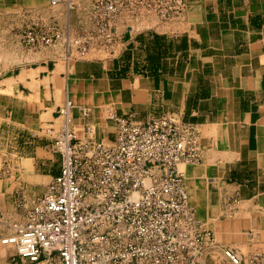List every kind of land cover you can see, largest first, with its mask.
I'll return each mask as SVG.
<instances>
[{"label":"crops","instance_id":"crops-1","mask_svg":"<svg viewBox=\"0 0 264 264\" xmlns=\"http://www.w3.org/2000/svg\"><path fill=\"white\" fill-rule=\"evenodd\" d=\"M53 1L0 0V133L11 128L35 150L9 176L0 166V212L18 187L45 181L46 191L60 173L53 142L70 100L68 126L89 141L116 140L113 115L200 126L203 157L185 167L200 221L219 244L264 253V0H186L170 21L123 12L113 52L92 45L84 56L65 38L93 31L95 0ZM33 24L55 25L63 38L29 48L22 32Z\"/></svg>","mask_w":264,"mask_h":264},{"label":"built area","instance_id":"built-area-1","mask_svg":"<svg viewBox=\"0 0 264 264\" xmlns=\"http://www.w3.org/2000/svg\"><path fill=\"white\" fill-rule=\"evenodd\" d=\"M185 8L186 0H95V28L66 36V46L78 56L92 45L112 53L121 13L152 12L170 21ZM62 38L55 25H28L22 32L29 48ZM70 105L67 100L60 109L67 124L53 142L60 173L1 244L32 264H205L214 233L200 221L180 169L203 157L200 126L168 116L138 122L113 115L116 140L89 141L68 126ZM224 255L232 264L243 261L235 248L225 247ZM250 262L264 264V253L252 254Z\"/></svg>","mask_w":264,"mask_h":264},{"label":"rangeland","instance_id":"rangeland-1","mask_svg":"<svg viewBox=\"0 0 264 264\" xmlns=\"http://www.w3.org/2000/svg\"><path fill=\"white\" fill-rule=\"evenodd\" d=\"M137 65H140V64L137 63ZM1 129H5V130L0 133V136H1L0 137V162H1L0 166L2 167L3 174L7 173V175L9 176L10 174L14 173V170L17 168V159H21V156H29L35 150H33L30 147L24 148L23 145H21L20 141L18 140L19 136L17 134V131H15L14 133L13 129L11 128L8 129L7 127H1ZM56 135L58 136L59 134H56ZM41 136H43V134H41ZM27 145H30V144H27ZM49 151L50 149L40 150L39 152L40 158H41V155H43V157L46 155H49ZM37 161H39V158H37ZM55 163H57V161ZM31 165L33 166L34 163L31 162ZM36 168H39V167H36ZM186 184H187V181H186ZM31 187H32L31 188L32 190L30 191L26 188L23 189L22 187H18L19 189L12 193L13 196L11 195V198H7L5 200L6 201L5 209H3L2 212H0V264H31L26 259L20 258L16 254V251L13 247L1 244V239L5 237L6 234L11 232V225L13 223L25 221L26 213L28 209L32 207L39 200V198L41 197V194L45 191L46 182L38 181L36 185H32ZM214 237H215V234H214ZM215 241H216V245L204 255L203 262L205 264H208L207 262L208 258L213 260L216 263H220L221 259L223 258L226 259L223 255L224 248L225 247L234 248L232 246H224V245L219 244L217 242L216 237H215ZM238 253L242 257V260H245L247 264H254L250 262V257L253 253L248 255V257H245V255L241 253L240 251H238ZM39 264H44V263L40 262Z\"/></svg>","mask_w":264,"mask_h":264},{"label":"bare ground","instance_id":"bare-ground-1","mask_svg":"<svg viewBox=\"0 0 264 264\" xmlns=\"http://www.w3.org/2000/svg\"><path fill=\"white\" fill-rule=\"evenodd\" d=\"M12 89V88H11ZM61 134V133H60ZM59 134V135H60ZM58 135V136H59ZM196 163H199V162H189V163H181L180 164V169L184 172V174H185V178H186V180H187V171H186V169H185V167L187 166V165H192V164H196ZM184 168V169H183ZM191 183V182H190ZM189 183V184H190ZM190 186V185H189ZM195 187V186H194ZM202 187V186H201ZM192 189V188H191ZM3 253V252H2ZM4 254V253H3ZM239 254V253H238ZM223 255H224V251H223ZM224 257H225V255H224ZM241 257V256H240ZM226 258V257H225ZM242 258V257H241ZM226 260H228L227 258H226ZM228 262H229V260H228ZM40 263V262H39ZM230 264H232L231 262H229ZM32 264V263H31Z\"/></svg>","mask_w":264,"mask_h":264}]
</instances>
